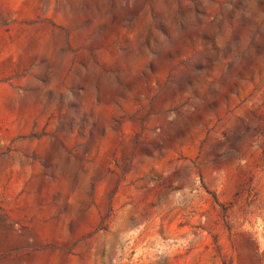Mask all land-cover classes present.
<instances>
[{
  "label": "rangeland",
  "instance_id": "rangeland-1",
  "mask_svg": "<svg viewBox=\"0 0 264 264\" xmlns=\"http://www.w3.org/2000/svg\"><path fill=\"white\" fill-rule=\"evenodd\" d=\"M0 264H264V0H0Z\"/></svg>",
  "mask_w": 264,
  "mask_h": 264
}]
</instances>
